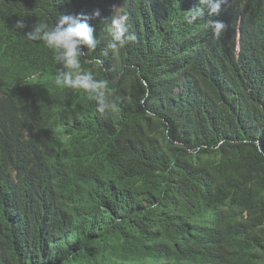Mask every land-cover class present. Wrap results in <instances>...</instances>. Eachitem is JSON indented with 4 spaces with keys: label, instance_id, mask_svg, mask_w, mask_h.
Instances as JSON below:
<instances>
[{
    "label": "trees",
    "instance_id": "trees-1",
    "mask_svg": "<svg viewBox=\"0 0 264 264\" xmlns=\"http://www.w3.org/2000/svg\"><path fill=\"white\" fill-rule=\"evenodd\" d=\"M196 3L0 0V264H264V0L188 23ZM119 8L136 40L104 56ZM62 15L94 28L118 112L13 27Z\"/></svg>",
    "mask_w": 264,
    "mask_h": 264
},
{
    "label": "clouds",
    "instance_id": "clouds-1",
    "mask_svg": "<svg viewBox=\"0 0 264 264\" xmlns=\"http://www.w3.org/2000/svg\"><path fill=\"white\" fill-rule=\"evenodd\" d=\"M226 0H197L194 7L187 11L185 19L188 23H194L202 19L205 14L219 15L221 5ZM100 15L99 11L93 13V18ZM209 28L217 39L226 31L227 26L223 21H209ZM15 30L23 33L28 41L41 42L50 50L52 57L59 67L56 70L54 84L65 90H81L87 97L95 102L97 112L115 113L120 110L119 101L108 91L107 79H99L95 70L108 72L103 59L89 58V52H95L100 41L94 36V28L87 19L68 15L58 16L55 22L49 23L41 20L31 25L29 31H24L29 26L23 18H18L14 25ZM105 32L109 40L103 55H109V51L116 52L127 47L136 40L128 15L123 9H116L110 21L105 24ZM86 48L87 52H83ZM83 62L93 65L94 68L82 69Z\"/></svg>",
    "mask_w": 264,
    "mask_h": 264
},
{
    "label": "rangeland",
    "instance_id": "rangeland-1",
    "mask_svg": "<svg viewBox=\"0 0 264 264\" xmlns=\"http://www.w3.org/2000/svg\"><path fill=\"white\" fill-rule=\"evenodd\" d=\"M211 224H212V222L210 221L209 225H211Z\"/></svg>",
    "mask_w": 264,
    "mask_h": 264
},
{
    "label": "bare ground",
    "instance_id": "bare-ground-1",
    "mask_svg": "<svg viewBox=\"0 0 264 264\" xmlns=\"http://www.w3.org/2000/svg\"><path fill=\"white\" fill-rule=\"evenodd\" d=\"M251 3V2H250ZM262 46V45H261Z\"/></svg>",
    "mask_w": 264,
    "mask_h": 264
}]
</instances>
